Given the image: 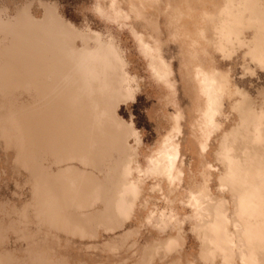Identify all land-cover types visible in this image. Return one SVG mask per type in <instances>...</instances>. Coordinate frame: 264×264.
Returning <instances> with one entry per match:
<instances>
[{"label": "bare ground", "instance_id": "6f19581e", "mask_svg": "<svg viewBox=\"0 0 264 264\" xmlns=\"http://www.w3.org/2000/svg\"><path fill=\"white\" fill-rule=\"evenodd\" d=\"M42 5L40 18L28 3L11 17L0 9V137L15 150L12 162L29 174V205L37 220L72 235L98 237L99 231L108 233L138 218L145 207L143 224L160 232L177 228L182 219L174 207L159 209L148 200L155 192L171 205L180 200L175 192L182 179L177 138L184 117L182 88L191 144L203 153L219 132L213 151L218 166L205 163L201 181L186 190L183 201L190 208L185 219L199 241L197 260L264 264V93L257 103L239 85L246 75L264 72V0H95L106 25L128 26L149 75L175 106L169 129L145 165L138 158L139 131L119 114L140 84L116 37L75 27L54 2ZM171 45L175 50L169 54ZM234 57H240L242 70L235 80L232 67L219 68ZM17 91L30 98L17 100ZM212 170L216 192L208 183ZM147 179L152 180L148 186ZM28 209L19 215L26 222ZM140 226L106 240L104 249L116 252L121 239ZM21 234L28 237L26 230ZM183 240L178 232L148 242L133 264H150L161 251H178ZM9 259L0 255V264ZM16 264L69 262L31 242Z\"/></svg>", "mask_w": 264, "mask_h": 264}, {"label": "rangeland", "instance_id": "374dc122", "mask_svg": "<svg viewBox=\"0 0 264 264\" xmlns=\"http://www.w3.org/2000/svg\"><path fill=\"white\" fill-rule=\"evenodd\" d=\"M43 2H54L59 13L77 28L90 27L102 33L109 31L116 37L128 61L130 73L137 76L140 84V91H138L135 99L123 102L119 107V114L127 122L132 121L139 131L141 143L138 144L140 151L138 158L140 163L145 165L147 156L157 145V139L165 130L169 129V114L174 110L175 106L168 103L164 89L149 75L147 60L139 50L138 44L128 26L118 27L114 22H108V25H106L95 11V0H0L1 14L2 16L11 17L15 15L19 7L28 3L31 13L36 18H40L44 13ZM138 28L141 29L139 25ZM76 42L80 45L78 39ZM174 50V45H171L169 54L174 53ZM173 62L175 68L178 67L177 59H174ZM227 67H232L231 76L234 80L240 78L242 72L240 57H234L232 61L225 60L220 62L219 68L224 69ZM246 77L247 79H244ZM243 79L239 85L246 88L259 103L262 98L261 92L264 93V72L258 71V74L252 77L246 75ZM178 93H180L179 101L181 109L184 111V117L180 120L181 131L177 136L180 144V159L182 160V179L175 195L181 201L177 200L171 205L166 203L158 192H155L148 200L152 203H157L159 209L164 208L167 210L174 207V210L178 212L180 219H182V223H179L177 228L169 227L166 231L160 232L147 224H143L146 214L145 207H140L141 212L136 215L138 218L133 216L122 227L108 233L99 231V238L81 237L64 231L63 233L59 229L44 225L42 222L40 223L29 205L32 203L33 196L32 186L29 183V174L23 167L12 162L15 150L13 147L9 148L0 137V255H8L10 258L9 261H5V264H16V259L22 257V254L30 248L31 242L37 244V246L47 248L49 252L52 251L54 254L57 252L63 254L69 264H78L80 262L83 264H133L143 245L153 240L174 236L178 232L184 237L178 248L179 250H172L166 253L161 251L150 264H187L189 262L200 264L197 260L199 241L191 230L190 221L185 219L190 214V208L183 201L186 199V190L201 181L200 174L203 165L208 163L214 168L218 166L214 159L213 151L217 144L219 132L214 133L207 149L203 153H199L197 148L191 144L187 96L183 94L182 88ZM14 95L17 100L24 101L30 98L25 91H17ZM226 127H228V123ZM130 143L134 144V141L130 140ZM51 168L55 169L56 166ZM214 173L215 171L212 170L208 183L212 191L216 192L217 182ZM151 181V179H147L146 186L151 184ZM166 185V183L162 184L164 187ZM146 194L147 190H145L144 195ZM24 208H29L28 215H30V220L29 222L27 221L28 224H25L27 222L19 217L20 212ZM32 223L33 226L31 225ZM139 225L141 226L138 232L126 239H121V242L123 241L122 246L116 252L112 253L104 249L103 242L112 239V237L116 238L126 230L136 228ZM23 230H26L28 237L22 236ZM59 240L61 241L59 242Z\"/></svg>", "mask_w": 264, "mask_h": 264}]
</instances>
